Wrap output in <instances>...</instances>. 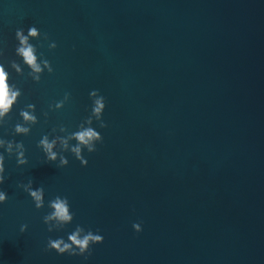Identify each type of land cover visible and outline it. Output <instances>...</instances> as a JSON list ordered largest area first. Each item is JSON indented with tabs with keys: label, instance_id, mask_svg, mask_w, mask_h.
Returning <instances> with one entry per match:
<instances>
[{
	"label": "water",
	"instance_id": "water-1",
	"mask_svg": "<svg viewBox=\"0 0 264 264\" xmlns=\"http://www.w3.org/2000/svg\"><path fill=\"white\" fill-rule=\"evenodd\" d=\"M30 25L57 43L54 73L24 81L20 105L73 99L16 137L29 163L6 161L0 264H82L44 251L63 233L16 188L28 178L67 196L74 224L101 230L87 264H264V0H0L8 56ZM91 89L108 127L88 166L42 163L35 141L78 122Z\"/></svg>",
	"mask_w": 264,
	"mask_h": 264
},
{
	"label": "clouds",
	"instance_id": "clouds-1",
	"mask_svg": "<svg viewBox=\"0 0 264 264\" xmlns=\"http://www.w3.org/2000/svg\"><path fill=\"white\" fill-rule=\"evenodd\" d=\"M35 42V43H34ZM57 48L47 32H41L35 25L18 27L14 31V45L11 56L6 54L5 44L0 40V206L9 200V193L3 188L8 179L6 161H15L18 169L28 165V148L23 140L16 137H29L33 128L50 124L52 115L62 112L72 102V94L65 91L58 99L46 102L45 107L37 109L34 102L20 105L24 95L23 82L30 80L40 84L45 74L53 75L54 68L46 52ZM89 103L84 106V115L74 125L62 121L51 123L49 130L42 132L35 141V148L43 157L42 163L52 164L57 169L69 165V157L88 166L86 154L97 151L103 143L101 130L108 127L104 119L107 99L99 89L88 91ZM15 112V116L13 113ZM16 188L30 199L35 210L45 209L42 223L48 233L63 235L48 236L45 252H55L58 256L78 257L87 264L93 248L104 242L99 228H85L75 223L76 212L67 196H47L43 185L34 186L32 178L18 181ZM143 222H133L135 233L143 231ZM27 223L19 225V233L28 230Z\"/></svg>",
	"mask_w": 264,
	"mask_h": 264
}]
</instances>
